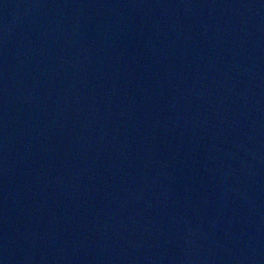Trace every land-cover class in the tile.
I'll return each instance as SVG.
<instances>
[{"label": "water", "instance_id": "95a60500", "mask_svg": "<svg viewBox=\"0 0 264 264\" xmlns=\"http://www.w3.org/2000/svg\"><path fill=\"white\" fill-rule=\"evenodd\" d=\"M0 264H264V0H0Z\"/></svg>", "mask_w": 264, "mask_h": 264}]
</instances>
